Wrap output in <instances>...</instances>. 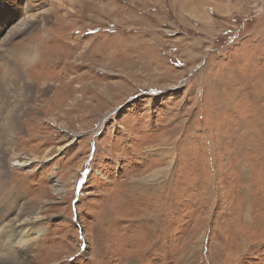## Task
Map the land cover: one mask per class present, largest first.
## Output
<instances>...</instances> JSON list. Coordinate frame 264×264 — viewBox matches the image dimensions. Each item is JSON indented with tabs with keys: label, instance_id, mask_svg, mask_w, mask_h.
Returning a JSON list of instances; mask_svg holds the SVG:
<instances>
[{
	"label": "rangeland",
	"instance_id": "obj_1",
	"mask_svg": "<svg viewBox=\"0 0 264 264\" xmlns=\"http://www.w3.org/2000/svg\"><path fill=\"white\" fill-rule=\"evenodd\" d=\"M0 1V220L41 206L13 264H264V0H27L11 33Z\"/></svg>",
	"mask_w": 264,
	"mask_h": 264
},
{
	"label": "bare ground",
	"instance_id": "obj_2",
	"mask_svg": "<svg viewBox=\"0 0 264 264\" xmlns=\"http://www.w3.org/2000/svg\"><path fill=\"white\" fill-rule=\"evenodd\" d=\"M1 5H4V3L0 1V8H2ZM24 7L27 11L26 15L21 17L14 26H11L9 33L30 26L35 19H38L41 22H43L45 20V16L49 13V9L38 10V13H35L34 11H32L30 4L28 3L27 0H25L24 2ZM5 36L6 38L0 39V45H2V43L7 40V35ZM10 56H11L10 59L11 61L12 60L16 61L15 57L17 58L19 56V59L17 60L22 61L23 64L25 63L27 65H30L37 59L38 50L35 49L34 52L20 53L19 55L17 49L15 50L13 48ZM11 61L8 60L7 63H3L5 64L4 68L6 71H8L11 74L12 85L14 86V88H16L19 91L18 93H20L21 90H23L24 88L23 78L26 75L23 74L24 73L23 71L13 66V61L12 62ZM62 98L63 96L61 97V99ZM6 100H7L6 94H3V90L0 89V103H2V106H4V102ZM56 104H58V100H56ZM102 119H104L103 116L100 122H102ZM16 157L18 158L19 156L14 155L12 158V163H11L12 167L16 166L18 168H27L32 163L39 161L36 157L25 158L23 156L22 157L23 160L20 159L18 160ZM6 175L7 172L4 169V156L1 155L0 156V199H1L0 214L1 211L8 210V207L10 206L9 203L10 202L12 203V199L15 196L14 192L8 191V189H6L4 185ZM18 201L20 203L17 204L19 207L17 212L12 217L9 214L10 218H5L0 220V264H13L14 262L22 261L23 259H25L28 256L29 247L34 243L36 244L38 239L40 238V235H42L41 234L42 232L40 230L41 224H39V217L37 215L39 210L41 209V206H37V207L35 206L36 207L35 208L34 205L29 204L28 207L26 206L27 202H23L21 197L18 199ZM5 205L7 206L9 205V206L5 207ZM23 213H25V215L21 220ZM5 215H7V213ZM32 233H35V236H33Z\"/></svg>",
	"mask_w": 264,
	"mask_h": 264
}]
</instances>
